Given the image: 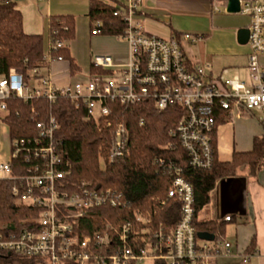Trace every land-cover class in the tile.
I'll list each match as a JSON object with an SVG mask.
<instances>
[{"label":"built area","instance_id":"built-area-1","mask_svg":"<svg viewBox=\"0 0 264 264\" xmlns=\"http://www.w3.org/2000/svg\"><path fill=\"white\" fill-rule=\"evenodd\" d=\"M220 0H215V2ZM224 1L227 10L228 0ZM240 11L251 18L248 26L250 46L248 71L250 81L239 75L230 77V69L219 74H208L203 65L189 55L185 45L199 40L190 33L163 38L144 30L138 20L141 0H124V5L114 11L123 19V33L118 36L128 42L130 58L124 65L115 64L110 55H95L93 63L102 73L91 74L87 81H77L57 86L46 74L27 81L23 73L11 70L0 74V113L8 110L7 100L17 97L26 101L45 97L51 102L58 97L70 99L77 107L84 108L85 117L97 123L113 114L114 105L130 107L151 100L158 113L170 105L182 111L176 127L169 131L188 154L193 167L210 169L214 163L213 135L217 118L221 114H255L264 127V0H239ZM215 12H221L218 4ZM93 35L105 34L100 19L91 21ZM65 45L64 40L50 44L43 61L51 64L61 60L50 56L51 48ZM35 68L33 74L40 75ZM36 134L11 140L10 160L0 162V179L13 181L10 192L26 205L36 206L38 215L29 225H0V251L15 252L34 257L36 264H129L131 260L164 258L168 264H215L219 258L231 256L232 243L225 239L201 241L194 224L195 192L181 169L174 170L168 197L181 204L180 217L168 236L162 230L148 252L136 256L126 245L130 234L138 235L146 229L136 230L131 222L120 228H109L118 234L122 248L108 257L92 256L90 244L108 245L109 231L93 235L78 231V225L94 207H117L122 195L113 189L93 188L87 181L67 179L70 163L65 160L55 142L59 128L57 119L50 115L43 118L33 108L30 114ZM143 122V120L141 121ZM111 125V122H107ZM129 129L119 122L111 132L108 162L123 158L128 152ZM175 149L177 144L170 143ZM14 160H20L22 169L13 172ZM230 216L226 220H230ZM136 221H143L140 216ZM249 254L240 255L239 264H249Z\"/></svg>","mask_w":264,"mask_h":264},{"label":"trees","instance_id":"trees-1","mask_svg":"<svg viewBox=\"0 0 264 264\" xmlns=\"http://www.w3.org/2000/svg\"><path fill=\"white\" fill-rule=\"evenodd\" d=\"M122 0H90L89 17L103 22L105 34L120 36L125 23L115 16L114 11L123 6ZM76 34V20L72 14L51 16L47 24V34H27L23 29V14L17 8L16 0H0V74L8 75L11 70L23 73L27 81L36 80L48 74L43 61L44 47L64 40L65 45L51 48L50 56H59L67 60L74 75L79 67L70 53L67 42ZM180 35V34H179ZM40 70L34 75L33 70ZM91 74L102 73L92 62ZM8 110L0 113V119L11 131V140L24 135L36 134L30 121L32 109H37L43 118L54 116L59 128L55 132L58 149L70 163L68 180L87 181L93 188L113 189L122 195V204L117 207L100 206L92 208L78 225V231L93 235L96 231H109L108 245L90 244L92 256L100 258L116 253L123 243L118 234L109 227L120 228L122 224L131 222L138 235L130 234L126 245L136 256L146 253L157 240L160 230L168 236L175 228L180 217L181 204L168 197V189L172 183L174 170L181 169L182 176L188 180L195 192L194 224L197 232H209L215 239H224V224L219 221H198L197 214L211 199V194L219 180L235 176L241 169L248 175L257 177L264 169V134L255 137L253 148L246 152H233L230 160L221 161L217 153L216 132L213 135L215 159L210 169L193 167L187 152L180 147L176 137L169 133L176 127L181 118V109L170 105L167 110L158 113L151 100H146L130 107L114 105L113 114L99 123L85 117L84 108L77 107L70 99L58 97L51 102L45 97L24 100L10 97L7 100ZM227 118L221 114L218 124ZM143 120V122H141ZM111 125H107V122ZM124 122L129 129L128 152L113 163L108 162L111 132L119 122ZM177 144V148L170 147ZM102 160L105 168H102ZM20 160H14L13 173H20ZM13 181L0 179V225H29L38 215L36 206L26 205L10 192ZM140 216L143 221H136ZM255 250V238L246 249L245 254ZM146 261V260H144ZM131 260L129 264H168L164 258H154L148 262ZM34 257L15 252L0 251V264H36ZM186 264V262L182 263Z\"/></svg>","mask_w":264,"mask_h":264},{"label":"crops","instance_id":"crops-1","mask_svg":"<svg viewBox=\"0 0 264 264\" xmlns=\"http://www.w3.org/2000/svg\"><path fill=\"white\" fill-rule=\"evenodd\" d=\"M124 2V0H122ZM17 8L23 14V29L27 34H47V24L51 16L72 14L76 20L75 38L67 42L79 71L71 73L67 60L53 61L47 67L51 81L57 86H66L77 81H87L91 76L90 68L84 73L72 52L77 41V24L82 20L91 24L88 15L90 0H16ZM221 12H215V5ZM224 1L220 0H141L138 20L144 30L163 38H170L182 33H190L199 40L185 45L186 51L203 65H208V74L216 76L224 68H229L241 76L242 66L249 60L250 46L241 44L237 39L240 26L222 28ZM83 16V17H82ZM83 18V19H82ZM199 20V22H198ZM204 25H207L204 26ZM205 31V33L203 32ZM227 31L234 50L223 48L220 39ZM203 44V50L195 51L194 45ZM90 46L95 55H110L115 64L124 65L130 58V46L127 41L115 35H91ZM49 48V44L44 47ZM237 58L243 60L234 63ZM264 60V58H263ZM93 62V59L90 63ZM247 67V66H246ZM83 72V73H82ZM245 81L249 82L245 79ZM226 120L219 123L216 132L217 153L221 161L230 160L233 152H246L253 148L255 137L264 134L263 125L251 115L224 114ZM238 119L236 126L233 118ZM0 162L10 160L11 131L0 119ZM230 216V220L226 217ZM198 221L214 220L224 224V239L231 242V256L219 258L215 264L240 262V255L245 253L255 238V250L250 256L249 264H264V169L257 177L248 175L241 169L235 176L219 180L211 194L210 202L197 214ZM201 241H213L199 237Z\"/></svg>","mask_w":264,"mask_h":264},{"label":"rangeland","instance_id":"rangeland-1","mask_svg":"<svg viewBox=\"0 0 264 264\" xmlns=\"http://www.w3.org/2000/svg\"><path fill=\"white\" fill-rule=\"evenodd\" d=\"M222 16V20L221 22L218 23V26L222 27V28H229V27H233V26H240V27H248L251 23V18L246 15L243 14L241 12H234V13H230L227 12L226 10H222L221 15ZM83 17V16H82ZM83 19V18H82ZM199 22V20H198ZM207 27V25H204ZM205 33V31H203ZM92 35L91 33V24L90 23H86L85 21L82 20V22L80 21L79 24H77V41L73 44V48H72V52L75 54L76 56V60L78 62V64L82 67V71L84 73H86L89 68H90V63L93 59V50L90 46V36ZM103 35V34H101ZM220 45L223 48H227L229 50H234V45L232 44V42L229 39V35L227 31L223 32V35L221 36L220 39ZM195 51L199 52L203 50V44L202 43H197L194 46ZM240 62L241 64H243V60H241L240 58H237V60L234 62ZM248 66V64L246 65ZM246 66H242L241 68V76L234 72V71H230V77L233 75H239L243 80H248L249 79V71H248V67ZM82 72V73H83ZM255 114H248L249 116L251 115L253 118L258 117V112L255 111ZM247 115V114H246ZM258 120V119H257ZM233 121L235 122L236 126L239 125L238 119H236L235 117L233 118ZM241 123V122H240ZM3 130V127H0V132ZM105 162L104 160H102V168H105ZM4 176V174L2 172H0V178H2ZM145 262L150 263L151 259H145ZM231 264H238L237 263H231Z\"/></svg>","mask_w":264,"mask_h":264},{"label":"water","instance_id":"water-1","mask_svg":"<svg viewBox=\"0 0 264 264\" xmlns=\"http://www.w3.org/2000/svg\"><path fill=\"white\" fill-rule=\"evenodd\" d=\"M228 12L234 13L240 11V2L239 0H228ZM237 39L238 42L241 44H247L249 40V29L248 27H242L237 32ZM198 236L201 238L213 240L215 239V235L209 232H199Z\"/></svg>","mask_w":264,"mask_h":264}]
</instances>
